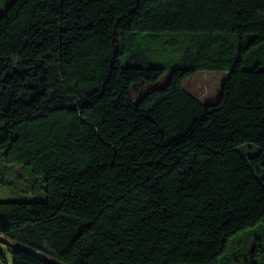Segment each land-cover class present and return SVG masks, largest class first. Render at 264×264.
<instances>
[{
  "label": "trees",
  "instance_id": "obj_1",
  "mask_svg": "<svg viewBox=\"0 0 264 264\" xmlns=\"http://www.w3.org/2000/svg\"><path fill=\"white\" fill-rule=\"evenodd\" d=\"M205 69L228 70L208 103ZM0 159L46 193L0 201L3 264H219L264 235V0H11Z\"/></svg>",
  "mask_w": 264,
  "mask_h": 264
},
{
  "label": "rangeland",
  "instance_id": "obj_2",
  "mask_svg": "<svg viewBox=\"0 0 264 264\" xmlns=\"http://www.w3.org/2000/svg\"><path fill=\"white\" fill-rule=\"evenodd\" d=\"M11 2V0H0V13ZM144 47L148 53L147 57L151 65H162L168 61L176 63V56H169L165 50H161L157 44L149 45L144 41ZM170 70L164 73L154 83H146L144 90L163 85ZM228 70L205 69L198 70L184 79V84L193 93L198 94L205 103L217 99L223 80L227 77ZM264 164V159L261 161ZM258 164V163H257ZM262 170L259 177L264 178V166H254ZM0 179L10 185L0 183V201H31L45 200L44 183L37 184V177L27 175L19 163H5L0 159ZM264 184V181H263ZM236 246L231 247L227 255L219 259V264H264V235L259 229L245 230L237 234ZM4 255L8 257L11 264V257L7 250ZM0 264L3 261L0 257Z\"/></svg>",
  "mask_w": 264,
  "mask_h": 264
}]
</instances>
